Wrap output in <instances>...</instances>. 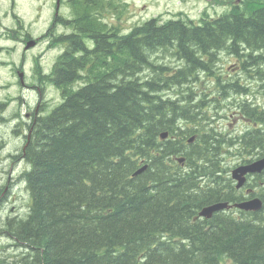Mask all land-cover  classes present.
I'll use <instances>...</instances> for the list:
<instances>
[{
    "label": "trees",
    "instance_id": "trees-1",
    "mask_svg": "<svg viewBox=\"0 0 264 264\" xmlns=\"http://www.w3.org/2000/svg\"><path fill=\"white\" fill-rule=\"evenodd\" d=\"M66 4L71 16L54 23L67 31L51 36L64 50L46 77L62 101L27 128L20 177L30 205L26 217L5 219L0 230L16 250L0 264H264V208L197 218L207 205L240 201L231 157L264 156L257 129L225 139L206 128L218 103L202 100L234 92L214 71L222 52L261 74L264 0L196 23L151 18L128 33L106 21L111 0Z\"/></svg>",
    "mask_w": 264,
    "mask_h": 264
},
{
    "label": "rangeland",
    "instance_id": "rangeland-1",
    "mask_svg": "<svg viewBox=\"0 0 264 264\" xmlns=\"http://www.w3.org/2000/svg\"><path fill=\"white\" fill-rule=\"evenodd\" d=\"M111 1L117 5V9L106 18V21L110 25L120 27L123 33H128L132 27L151 17L166 21L178 16L192 19L195 22L198 21L202 12L207 13L210 17H215L233 6H242L243 3V1L237 2V0ZM56 2L57 0H0V103L5 104L3 108L8 110V114L13 112L16 107L22 105L21 101L17 100L19 97L27 101L28 105L32 107L38 101L35 91L24 89L19 85L17 71L20 68L25 75V85H35L42 90L44 109H46L41 114L42 116L50 113L62 100L60 91L55 87L51 88L46 82V78H43L44 74L48 75L52 71L58 56L64 50V46L50 48L49 45L51 43L49 44V41L44 39V35L47 33L53 19ZM59 13L65 17L71 16V10L66 4V0H61ZM63 31L64 29L59 26L54 30L55 33ZM27 35H30L32 40L39 39L38 45L29 50H25L26 43L24 39ZM89 45L91 47L92 43ZM233 62L234 59L228 58V56L222 57L219 62V65H222L220 70H225L227 73L225 66ZM171 66L175 67L176 64L172 63ZM247 81L249 84V80ZM203 82L206 83L208 90L211 83L206 80ZM80 84H76L75 88H78ZM256 90L252 86L249 94L238 96L231 103L226 100V103L230 107L238 106L243 102L247 103V101L252 103ZM217 107L221 108V105ZM21 108L24 110L27 107L24 105ZM22 112L25 113V111ZM230 122L231 119H227L223 123L227 127ZM13 127L17 128V126ZM236 130L240 133L244 130V126ZM8 142L9 145L5 154L7 152L14 153L15 150L22 146L21 140ZM233 167L234 165L231 170ZM23 169V163L15 164L10 159L4 161V156L0 154V229L5 224V219L19 216L24 218L28 213L30 205L29 194L25 189L24 183L18 186L19 183L17 182L19 172ZM261 181L264 182V177ZM262 187L264 192V186ZM256 193L259 194V187L256 189ZM12 245L14 243L2 234L0 230V257L7 253H14L16 248Z\"/></svg>",
    "mask_w": 264,
    "mask_h": 264
},
{
    "label": "flooded vegetation",
    "instance_id": "flooded-vegetation-1",
    "mask_svg": "<svg viewBox=\"0 0 264 264\" xmlns=\"http://www.w3.org/2000/svg\"><path fill=\"white\" fill-rule=\"evenodd\" d=\"M56 14V13H55ZM53 14V19H52V27H54L55 25V19L57 18V16ZM46 38H50L52 35H45ZM38 45V38L34 39ZM29 41H32V37L30 35H27L24 39V42L27 44ZM36 45V44H35ZM240 65H238L237 63L234 64V67L232 68L233 71V75L230 76V78H237L240 81H243L245 83L244 87L247 88H252L251 85L248 84L247 78H245L243 75H240ZM21 85L22 88L24 89H30L32 91H35L37 93L38 96V101L34 104V106H29L27 101H25L24 99L21 100V106L20 107H16L13 112H10L8 114V110L6 108H3L1 105L0 107V154L4 156V161H7L8 159L12 160L13 163L17 164L20 163L22 159H24V147L27 145L28 139L27 138H23L22 137V133L24 131V129L29 125V124H33L36 122L37 118L39 117V115H41V111L44 108V100H43V93L42 90L38 87V86H27L25 85V83L20 82L19 83ZM214 101H216L218 99L217 96L213 97ZM26 105L27 108H25L24 110L21 108L22 106ZM22 111H25V113H23ZM237 111H246L245 114L237 112ZM255 113L256 117L254 118L253 115H251V113ZM212 113L215 115L214 117L210 118V119H205V122L210 124V126L212 123L215 122V120L217 121V126H216V130L215 133H218L219 135H221L220 137L225 138L226 136H223V133L218 131L220 129V126L223 124L222 122L226 121L227 119H231V123H230V130H233V126L232 123H234L235 125H240V124H245L246 127L249 126L250 129H257L258 132L261 134L260 136L264 137V134H262L261 130L264 131V123H263V119H264V86L255 91V98L253 100V102L250 105H239V106H235V107H230L229 104L226 103V101H223V103H221V109L219 111H212ZM203 115H208L206 113H202ZM224 125V124H223ZM12 126H17V128H12ZM261 129V130H260ZM231 132V131H228ZM249 139L252 140L250 138V135L248 134ZM11 140H21L22 142V146L20 148H18V150H15L14 153L12 152H7L5 154V151H7V146L9 145V143H7L8 141ZM256 156H252L251 158H249L248 160L244 161L242 159H234L233 160V164L234 167L236 168L237 166H240L242 164H244V162H251L250 160L255 161V159L257 160V158H255ZM252 161V162H253ZM252 177H247L246 183L245 185L241 188V189H236L235 187V182L234 183V188L235 191H238L239 193L242 192L241 198L242 201H246L249 199H252L254 197H259V198H263L262 195H259L256 193V190L252 189L250 187V183H249V179ZM260 186H263V182L260 181L259 182ZM241 191V192H240ZM245 192V193H244ZM236 193V192H235ZM234 193V194H235ZM232 200H238V198H233ZM235 203V202H234Z\"/></svg>",
    "mask_w": 264,
    "mask_h": 264
},
{
    "label": "water",
    "instance_id": "water-1",
    "mask_svg": "<svg viewBox=\"0 0 264 264\" xmlns=\"http://www.w3.org/2000/svg\"><path fill=\"white\" fill-rule=\"evenodd\" d=\"M35 45V42L30 41L27 43L26 49H29ZM22 78V75H20ZM167 137V133H164L161 135V139H164ZM193 139H190L192 141ZM147 169V166H143L141 169H139L136 173L135 176L138 174L142 173L144 170ZM264 170V158L251 163L246 166L239 167L233 171V178L238 181L237 188H240L244 185L245 183V176L247 174H255V173H261ZM232 207L238 208L240 210L244 211H250V212H258L263 208V203L260 199H252L249 201L241 202L238 204L230 205L229 203H217L214 205L207 206L203 208L200 213L199 217L205 218V219H210L214 213L220 212L223 210H228L231 209Z\"/></svg>",
    "mask_w": 264,
    "mask_h": 264
},
{
    "label": "bare ground",
    "instance_id": "bare-ground-1",
    "mask_svg": "<svg viewBox=\"0 0 264 264\" xmlns=\"http://www.w3.org/2000/svg\"><path fill=\"white\" fill-rule=\"evenodd\" d=\"M221 54H225V52H222ZM226 55V54H225ZM226 56H228V55H226ZM238 56V55H237ZM239 56H241L242 58L244 57V52H241L240 54H239ZM217 64H218V62L216 61V63L214 64V69H217ZM245 78H247V80H249V85H251V87L253 86L254 88H256L257 90H259V89H261L263 86H264V67L262 68V72H261V74H258L255 70H253V68H249L246 72H245ZM205 75V74H204ZM233 88H234V92H232L231 94H229V95H225L226 97H227V100L229 101V103H231L232 101H234V100H236V97H238V96H244V95H247V94H249L250 92H251V89L252 88H247V87H243L242 85H241V83H240V80L239 79H236L235 81H234V83H233ZM220 89H222L223 90V92H229V89H224V87H223V85H220L219 86V90ZM238 89H240V92L239 93H237V91H238ZM220 92H221V90H220ZM217 95V94H216ZM246 104V105H250L251 103L250 102H248L247 101V103L246 102H243V103H241V104H239V105H243V104ZM44 105V104H43ZM238 105V106H239ZM219 106V105H218ZM208 109H210V110H212V111H219L221 108L220 107H217V106H215V105H210V106H208ZM46 111V109H44L43 108V110L41 111V113H43V112H45ZM40 116H42V115H39V117ZM30 125V124H29ZM28 125V126H29ZM203 125L205 126L206 125V128L208 127V125H210V124H208V123H206L205 121H204V123H203ZM28 126L24 129V131H23V133H22V137L23 138H26L25 136H29L30 135V133H29V131L27 130V128H28ZM13 127V126H12ZM205 128V127H204ZM245 132H247V130L246 129H244L243 131H241L240 132V134H223V136H226V139H236L237 137H242L243 135H241V134H243V133H245ZM238 135H240V136H238ZM240 141V140H239ZM7 143H9V142H7ZM243 157V156H242ZM234 159H242V160H244V161H246V159H245V157H243V158H237V157H233L232 158V160H234ZM20 163H23V165H24V169L23 170H20V172L19 171H15V172H19V175H18V178H17V182L19 183L18 184V186L19 185H21L22 184V182H21V177H20V175L22 174V172L23 171H25L27 168H25V167H27V162L25 161V159H22L21 160V162ZM245 163V162H244ZM27 164V165H26ZM138 171V170H137ZM136 171V172H137ZM135 175V174H134ZM233 185H234V183H233ZM235 213H237V212H235ZM11 218H14V217H11Z\"/></svg>",
    "mask_w": 264,
    "mask_h": 264
}]
</instances>
